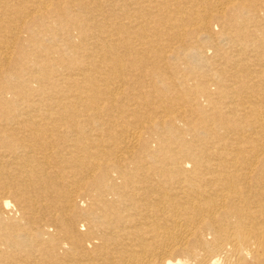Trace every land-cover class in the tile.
<instances>
[{"label": "bare ground", "instance_id": "1", "mask_svg": "<svg viewBox=\"0 0 264 264\" xmlns=\"http://www.w3.org/2000/svg\"><path fill=\"white\" fill-rule=\"evenodd\" d=\"M0 264H264V0H0Z\"/></svg>", "mask_w": 264, "mask_h": 264}, {"label": "rangeland", "instance_id": "2", "mask_svg": "<svg viewBox=\"0 0 264 264\" xmlns=\"http://www.w3.org/2000/svg\"><path fill=\"white\" fill-rule=\"evenodd\" d=\"M205 4V6H208V2H206V3H204ZM154 12H155V10H154ZM157 12V11H156ZM159 13V12H158ZM162 17V15L159 13L158 14V16H156V17H153L152 19H154V20H152L151 21V25L152 26H160L159 24V19ZM183 19H185V20H187L188 22L187 23H189V25L188 26H190V24L191 23H193L192 21V18L188 15H184V17H183ZM161 28H163L164 29V25L163 26H160ZM188 28H190V27H188ZM220 28V26H217V25H215V27H214V29H215V31H217L218 29ZM162 29V30H163ZM186 36V37H185ZM78 38V36H77V34H74V39L76 40ZM178 40V39H177ZM176 39L175 40H170V41H168V43L171 45L172 44V42L175 44V45H178V43L180 44V43H182V41L184 42L185 41V46H189V45H193V44H195V41H194V39L192 38V36H188V35H184V38H183V40H181V41H177ZM172 41V42H171ZM163 43H167V41H164ZM170 45H169V47H168V49L170 50ZM172 52V54H169V53H171ZM189 52V51H188ZM185 52L183 51V53L182 52H178V50H176L175 48H173V50L172 51H169L168 52V54H169V56H170V59L167 61V62H169V63H167L166 62V64H168V66H170V67H172V68H170V70H173V66H176V64H174L176 61L177 62H179V65L181 66V70H184V67H185V65H184V60H191L192 58L190 57V56H188V55H186L185 56V54H184ZM206 54L207 55H211L212 54V51L209 49L207 52H206ZM173 60H172V59ZM186 68V67H185ZM181 72V71H180ZM178 74H180V73H178ZM146 84V85H145ZM144 84V88H149V86H148V84L147 83H145ZM34 256H36L37 258H40V260L42 261V262H45V260L47 259V257H46V255L43 253V252H34Z\"/></svg>", "mask_w": 264, "mask_h": 264}]
</instances>
